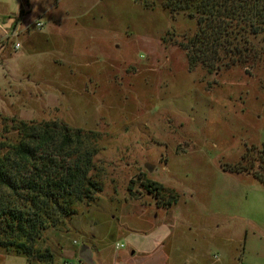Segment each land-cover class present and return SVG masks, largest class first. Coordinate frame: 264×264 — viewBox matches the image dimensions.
Returning <instances> with one entry per match:
<instances>
[{"label":"rangeland","instance_id":"obj_1","mask_svg":"<svg viewBox=\"0 0 264 264\" xmlns=\"http://www.w3.org/2000/svg\"><path fill=\"white\" fill-rule=\"evenodd\" d=\"M62 3L75 21L51 34L32 16L0 63V142L22 120L82 129L101 190L36 249L54 264L86 243L102 264H143L153 248L156 264H264V184L237 172L264 145V61L217 73L191 62L196 22L160 0ZM0 264L45 263L0 246Z\"/></svg>","mask_w":264,"mask_h":264},{"label":"trees","instance_id":"obj_2","mask_svg":"<svg viewBox=\"0 0 264 264\" xmlns=\"http://www.w3.org/2000/svg\"><path fill=\"white\" fill-rule=\"evenodd\" d=\"M160 1L171 14L196 22L187 41L191 62L202 59L217 73L264 61V0ZM13 127L17 141L0 142V246L34 263L54 264L55 258L35 245L44 229L55 228L78 203L101 190L92 175L98 147L89 133L57 121L22 120ZM249 156L243 155L247 165L237 172L264 184V145L257 157Z\"/></svg>","mask_w":264,"mask_h":264},{"label":"crops","instance_id":"obj_3","mask_svg":"<svg viewBox=\"0 0 264 264\" xmlns=\"http://www.w3.org/2000/svg\"><path fill=\"white\" fill-rule=\"evenodd\" d=\"M59 1L55 2L56 5L54 6H45L42 0H0V63L10 56L9 45L13 42V39L21 36L25 37L26 31L29 32V19L32 16H37L46 22L48 29L52 31L51 34L59 30L65 20H76L73 16L74 11L67 9V6H63L62 2L64 0ZM72 5L75 7L74 1H72ZM17 43L13 44L14 51L21 48V46L18 49L16 48ZM2 80L3 78L0 75V92L3 90ZM86 244L82 248L71 250V261L74 264H102L98 262L99 257L92 251L91 247ZM156 250L157 248L142 251L145 257L143 264H156L154 258H152ZM146 254L150 258H147ZM117 261H114L113 264H119Z\"/></svg>","mask_w":264,"mask_h":264},{"label":"built area","instance_id":"obj_4","mask_svg":"<svg viewBox=\"0 0 264 264\" xmlns=\"http://www.w3.org/2000/svg\"><path fill=\"white\" fill-rule=\"evenodd\" d=\"M51 1L57 2L59 0H51ZM36 27L37 28H42L43 27V24L41 22H38V23H36ZM19 47H20V45L19 44H16V48L18 49ZM118 248H119V246L117 245L116 246V249L118 250ZM66 264H72V263H66Z\"/></svg>","mask_w":264,"mask_h":264},{"label":"water","instance_id":"obj_5","mask_svg":"<svg viewBox=\"0 0 264 264\" xmlns=\"http://www.w3.org/2000/svg\"><path fill=\"white\" fill-rule=\"evenodd\" d=\"M146 168L149 170V171H152L153 167L149 164L146 165Z\"/></svg>","mask_w":264,"mask_h":264}]
</instances>
